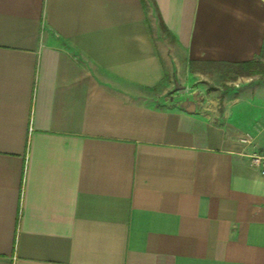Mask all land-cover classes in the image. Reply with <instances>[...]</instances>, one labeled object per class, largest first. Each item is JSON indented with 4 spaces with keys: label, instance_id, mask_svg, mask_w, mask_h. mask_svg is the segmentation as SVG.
Instances as JSON below:
<instances>
[{
    "label": "crops",
    "instance_id": "1",
    "mask_svg": "<svg viewBox=\"0 0 264 264\" xmlns=\"http://www.w3.org/2000/svg\"><path fill=\"white\" fill-rule=\"evenodd\" d=\"M255 154L264 0H0V264H264Z\"/></svg>",
    "mask_w": 264,
    "mask_h": 264
},
{
    "label": "rangeland",
    "instance_id": "2",
    "mask_svg": "<svg viewBox=\"0 0 264 264\" xmlns=\"http://www.w3.org/2000/svg\"><path fill=\"white\" fill-rule=\"evenodd\" d=\"M149 20L152 24H157L158 20L155 16L153 8L149 9ZM160 29V27H159ZM160 32V31H159ZM170 41L169 38L161 31V34L159 33L158 42H159V51L163 58L166 60V58H172V51H174V46H169L170 48L166 49V47L163 45L162 42L164 41ZM173 49V50H172ZM181 60V59H179ZM181 66H177L174 64V68L178 70ZM218 66H211V65H201L198 64L196 66H193L190 68V73L185 74L183 72H178L174 76V92L173 95L180 96V94H188V92H198V94H201L200 99L206 100L207 98H210L211 96L219 95L223 91H227L232 88H236L235 84H237L236 78H231L227 80L226 84L220 83L218 79L214 77L215 74L212 73V71L215 70V68ZM260 68V67H258ZM225 70H231V73L236 71L233 68H225ZM240 74L247 75L248 71L239 70ZM219 81V82H218ZM207 91V92H206ZM180 92V93H177ZM203 94V95H202ZM199 97V96H197ZM196 99V98H195Z\"/></svg>",
    "mask_w": 264,
    "mask_h": 264
},
{
    "label": "built area",
    "instance_id": "3",
    "mask_svg": "<svg viewBox=\"0 0 264 264\" xmlns=\"http://www.w3.org/2000/svg\"><path fill=\"white\" fill-rule=\"evenodd\" d=\"M240 142L242 144L248 145V144H250V138L249 137H243L240 139ZM251 162H252L253 166L261 167L264 165V157L261 155H257V154L252 155L251 156ZM263 174H264V171H263Z\"/></svg>",
    "mask_w": 264,
    "mask_h": 264
},
{
    "label": "trees",
    "instance_id": "4",
    "mask_svg": "<svg viewBox=\"0 0 264 264\" xmlns=\"http://www.w3.org/2000/svg\"><path fill=\"white\" fill-rule=\"evenodd\" d=\"M250 66H252V64H250V63H245V64H242L241 65V68H243V70L245 69V68H249Z\"/></svg>",
    "mask_w": 264,
    "mask_h": 264
}]
</instances>
